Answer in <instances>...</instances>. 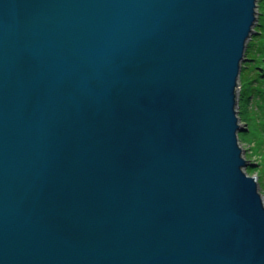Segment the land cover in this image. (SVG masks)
<instances>
[{
  "label": "water",
  "instance_id": "obj_1",
  "mask_svg": "<svg viewBox=\"0 0 264 264\" xmlns=\"http://www.w3.org/2000/svg\"><path fill=\"white\" fill-rule=\"evenodd\" d=\"M256 1L0 0V264H264Z\"/></svg>",
  "mask_w": 264,
  "mask_h": 264
},
{
  "label": "rangeland",
  "instance_id": "obj_2",
  "mask_svg": "<svg viewBox=\"0 0 264 264\" xmlns=\"http://www.w3.org/2000/svg\"><path fill=\"white\" fill-rule=\"evenodd\" d=\"M256 4L258 5L255 8L256 19L257 22L260 21L262 27H257L260 34L255 36L253 45L249 47L251 52L248 54L253 55L255 61L245 60L249 65L243 70L242 79H238L236 110L241 126L238 131V145L242 157L247 162L244 170L255 179L264 205V75L260 68L264 67V0H258ZM242 92L243 101L240 100Z\"/></svg>",
  "mask_w": 264,
  "mask_h": 264
},
{
  "label": "trees",
  "instance_id": "obj_3",
  "mask_svg": "<svg viewBox=\"0 0 264 264\" xmlns=\"http://www.w3.org/2000/svg\"><path fill=\"white\" fill-rule=\"evenodd\" d=\"M257 27H262V25H261V23H260L259 20H258L257 24L254 27V30L255 31H254L253 35L251 36V38L249 39V41L247 43V48L245 50V58H246V61H250V62L251 61H255V58L253 57V55H250L248 53L251 52V49L249 47H250V45H253V43H254L253 41H254L255 36L258 35V34H260V32H258ZM246 61H244L242 63L241 72H240V79H242L243 70L245 68H247L248 65H249V62H246ZM260 68H261V71H262V75H264V67L261 66ZM241 86H242L241 87V90L243 91V89H244L243 80L241 82ZM243 99H244V95H243V92H242V93H240V100L243 101Z\"/></svg>",
  "mask_w": 264,
  "mask_h": 264
},
{
  "label": "built area",
  "instance_id": "obj_4",
  "mask_svg": "<svg viewBox=\"0 0 264 264\" xmlns=\"http://www.w3.org/2000/svg\"><path fill=\"white\" fill-rule=\"evenodd\" d=\"M257 5V4H256ZM258 6V5H257ZM256 23H257V21H256ZM256 25V24H255Z\"/></svg>",
  "mask_w": 264,
  "mask_h": 264
},
{
  "label": "bare ground",
  "instance_id": "obj_5",
  "mask_svg": "<svg viewBox=\"0 0 264 264\" xmlns=\"http://www.w3.org/2000/svg\"><path fill=\"white\" fill-rule=\"evenodd\" d=\"M257 1H258V0H257ZM257 1H256V2H257Z\"/></svg>",
  "mask_w": 264,
  "mask_h": 264
}]
</instances>
